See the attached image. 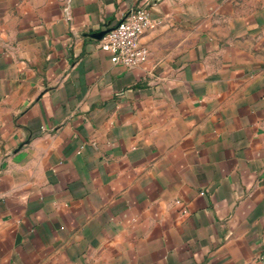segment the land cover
Segmentation results:
<instances>
[{"label":"crops","instance_id":"1","mask_svg":"<svg viewBox=\"0 0 264 264\" xmlns=\"http://www.w3.org/2000/svg\"><path fill=\"white\" fill-rule=\"evenodd\" d=\"M0 264H264V0H0Z\"/></svg>","mask_w":264,"mask_h":264},{"label":"built area","instance_id":"2","mask_svg":"<svg viewBox=\"0 0 264 264\" xmlns=\"http://www.w3.org/2000/svg\"><path fill=\"white\" fill-rule=\"evenodd\" d=\"M158 25L159 22L152 18L147 5H137L99 41V48L109 56L113 65L128 70L141 67L149 58L142 37Z\"/></svg>","mask_w":264,"mask_h":264},{"label":"water","instance_id":"3","mask_svg":"<svg viewBox=\"0 0 264 264\" xmlns=\"http://www.w3.org/2000/svg\"><path fill=\"white\" fill-rule=\"evenodd\" d=\"M112 29H113V28H111V29H107V30H104V31H101V32H99V33L92 34V35H90V38H92V39H94V40H97V41H100V40H102L103 37H104L105 35H107Z\"/></svg>","mask_w":264,"mask_h":264}]
</instances>
